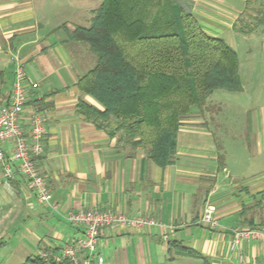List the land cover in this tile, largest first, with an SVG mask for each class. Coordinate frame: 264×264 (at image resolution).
Wrapping results in <instances>:
<instances>
[{
	"label": "crops",
	"instance_id": "obj_1",
	"mask_svg": "<svg viewBox=\"0 0 264 264\" xmlns=\"http://www.w3.org/2000/svg\"><path fill=\"white\" fill-rule=\"evenodd\" d=\"M191 1L203 30L221 38L233 31L247 3ZM101 2L0 0V109L20 66L38 85L28 91L24 127L32 113L44 117L43 153L35 161L58 205L54 211L40 204L23 176L15 171L5 179L0 167V264H31L39 252L81 238L83 228L65 218L79 209L145 216L164 226L103 230L97 251L105 264H264L263 243L230 247L233 230L264 223V106L251 127L256 152L238 154L237 167L226 160L220 166L200 116L182 120L165 167L150 162L115 126L95 128L80 104L103 107L77 88L95 58L88 45L69 40L74 26L90 25ZM3 149L9 155L13 145ZM207 204L215 208V229L200 222Z\"/></svg>",
	"mask_w": 264,
	"mask_h": 264
},
{
	"label": "trees",
	"instance_id": "obj_2",
	"mask_svg": "<svg viewBox=\"0 0 264 264\" xmlns=\"http://www.w3.org/2000/svg\"><path fill=\"white\" fill-rule=\"evenodd\" d=\"M248 8L254 15H245ZM191 10V0H102L90 25L70 33L95 58L77 88L103 107L80 104V111L97 129L121 130L159 167L172 162L182 120L200 113L213 91L242 90L237 53L207 34ZM232 30L264 32V0H247Z\"/></svg>",
	"mask_w": 264,
	"mask_h": 264
},
{
	"label": "built area",
	"instance_id": "obj_3",
	"mask_svg": "<svg viewBox=\"0 0 264 264\" xmlns=\"http://www.w3.org/2000/svg\"><path fill=\"white\" fill-rule=\"evenodd\" d=\"M37 86L29 80L22 67L16 68L9 101L0 109V167L5 179L13 178L14 172L17 171L27 181L40 204L58 211V205L52 200L49 185L35 161L43 153L44 117L40 113H32L27 120V129L24 127L23 112L28 101V91L36 89ZM4 144L13 145L11 154L5 153ZM65 218L69 223L83 228L82 237L65 244L59 251L49 249L39 252V260L55 264H105L104 258L97 251L103 230L115 227L164 229L163 224L153 218L128 217L119 212L79 209L68 212ZM200 222L208 229L217 227L213 205L204 206ZM162 239L166 242L168 236L163 235ZM247 240L264 244V223L257 227L233 230L230 247L233 249Z\"/></svg>",
	"mask_w": 264,
	"mask_h": 264
},
{
	"label": "rangeland",
	"instance_id": "obj_4",
	"mask_svg": "<svg viewBox=\"0 0 264 264\" xmlns=\"http://www.w3.org/2000/svg\"><path fill=\"white\" fill-rule=\"evenodd\" d=\"M250 8L245 15H254ZM249 19L246 17L245 20L253 25ZM223 39L238 55L242 90L213 91L203 110L193 115L202 118L221 159L237 167L238 154L253 155L256 152L251 127L259 108L264 106V32L240 34L228 31Z\"/></svg>",
	"mask_w": 264,
	"mask_h": 264
}]
</instances>
